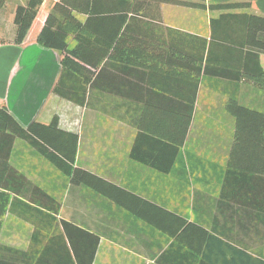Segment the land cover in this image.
I'll return each mask as SVG.
<instances>
[{
    "label": "crops",
    "instance_id": "crops-1",
    "mask_svg": "<svg viewBox=\"0 0 264 264\" xmlns=\"http://www.w3.org/2000/svg\"><path fill=\"white\" fill-rule=\"evenodd\" d=\"M16 1L8 10L5 0L0 11V109L6 106L24 128L49 124L58 115L60 128L79 136L76 166L117 188L105 194L73 184L22 141L12 164L61 205L58 220L100 237L93 264H200L202 255L193 247L174 243L151 224L167 212L220 238L227 248L264 260V89L230 77L239 67V52L236 60L233 53L223 57V77L204 72L199 77V48L203 39L210 41L211 20L220 13L181 5L247 2L251 8L242 12L264 17V0L147 2L138 13L110 5L117 12L93 25L94 58L102 62L93 70L85 106L54 93L63 54L38 42L59 0L45 1L22 44L16 43L14 17L28 0ZM125 13L124 21L117 19ZM68 42L70 49L77 45L73 35ZM260 59L264 68V54ZM230 100L250 111L235 117L227 110ZM166 144L180 147L168 173L145 162L166 166L172 156ZM43 213L49 214L10 195L0 218V244L17 250V264H36L47 247V262H67L70 256L73 264L70 246L69 252L57 251L60 255L56 245L48 246L54 231L51 222L39 223ZM221 262L228 264L223 257Z\"/></svg>",
    "mask_w": 264,
    "mask_h": 264
},
{
    "label": "trees",
    "instance_id": "trees-1",
    "mask_svg": "<svg viewBox=\"0 0 264 264\" xmlns=\"http://www.w3.org/2000/svg\"><path fill=\"white\" fill-rule=\"evenodd\" d=\"M45 1L28 0L25 5H18L14 17L16 43L22 44L25 41ZM168 1L59 0L55 2L38 36V42L44 47L63 54V69L54 87V93L76 105L85 106L87 104L93 88V70L102 62L101 59L94 58L93 25L98 21L110 20L111 15L109 14L117 12L110 8V5H123L136 13V9H139L144 3L160 4ZM181 5L220 13L218 17L211 20L210 41L203 39V44L199 48V77L203 72L223 77L222 67L225 62L223 57L228 53L230 55L233 53L236 60L237 53L239 52L242 56L245 49L244 62L240 56L239 67L236 65L233 67L234 71L230 77L250 82L264 89V68L260 59L264 54V17L242 12L241 10L251 8V4L247 2L212 5L183 2ZM4 6L5 0H0V11ZM75 12L87 16L85 23L75 16ZM126 18L127 14L125 13L117 19L124 21ZM71 35L77 41V45L73 49H70L68 42ZM227 110L235 117H239L242 111H250L239 106L235 100H230L227 103ZM18 141L26 143L37 151L62 174L69 177L73 184H85L105 194H109L107 188L117 187L76 166L79 136L62 130L58 115H55L49 124L33 122L24 128L10 114L6 106L0 109V189L8 192H0V218L9 205V196L21 197L49 212V214L43 213L45 216L39 217L38 220L41 226L51 222L49 228H52L54 233L52 237H49L48 246H57L54 250L56 255H60L57 251H61L62 248L69 252L70 246L75 258L73 264L75 262L76 264H93L100 244V237L68 221L58 220L57 216L61 205L31 183L13 166L11 159ZM183 142L184 139L180 146L183 145ZM166 149L172 155L166 166L163 167L161 164L149 160L145 161L148 162L146 164L160 172L168 173L175 156L180 152V147L166 144ZM132 157L144 160L135 152L132 153ZM166 215V218H163L160 223L150 221L151 224H155L156 228L173 238L174 243L187 248L193 247L197 254L202 255L200 264H222V257L223 260H227L228 264H264V260L249 253L235 247L227 248L220 238L208 235L202 228L184 218L168 212ZM1 225L0 220V229ZM193 229L199 232H194ZM34 238L36 239V236ZM41 238L44 240L47 237L41 236ZM191 241H196L197 245L192 246ZM47 248L40 251L41 256L36 264H69L70 256L67 262H47V259L44 258V255L48 253ZM16 251L0 244V264H17L13 258ZM20 261V264H30V262Z\"/></svg>",
    "mask_w": 264,
    "mask_h": 264
},
{
    "label": "rangeland",
    "instance_id": "rangeland-1",
    "mask_svg": "<svg viewBox=\"0 0 264 264\" xmlns=\"http://www.w3.org/2000/svg\"><path fill=\"white\" fill-rule=\"evenodd\" d=\"M23 1H24V0H18V1H16V2H17V3H18V2L23 3ZM13 2L15 3V0H11V1H10V0H7V9H8V10L12 8ZM25 2H26V1H25ZM8 10H7V11H8Z\"/></svg>",
    "mask_w": 264,
    "mask_h": 264
}]
</instances>
